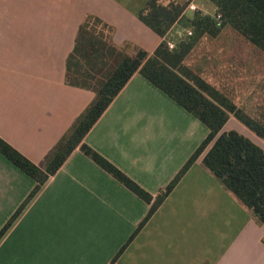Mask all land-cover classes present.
I'll use <instances>...</instances> for the list:
<instances>
[{
  "label": "crops",
  "instance_id": "obj_1",
  "mask_svg": "<svg viewBox=\"0 0 264 264\" xmlns=\"http://www.w3.org/2000/svg\"><path fill=\"white\" fill-rule=\"evenodd\" d=\"M148 1L0 0V138L44 168L97 97L94 50L152 56L165 42L139 18ZM171 1L187 0H159ZM82 33L89 53L76 50ZM195 48L184 65L219 89L215 50L198 58ZM233 130L250 131L231 116L223 131ZM208 134L137 72L83 143L156 198ZM206 152L113 263L151 205L76 148L1 239L0 264H264V223L205 166ZM36 186L0 152V231Z\"/></svg>",
  "mask_w": 264,
  "mask_h": 264
},
{
  "label": "trees",
  "instance_id": "obj_2",
  "mask_svg": "<svg viewBox=\"0 0 264 264\" xmlns=\"http://www.w3.org/2000/svg\"><path fill=\"white\" fill-rule=\"evenodd\" d=\"M191 1H171L164 5L159 0H149L139 13L140 20L161 37H167L176 24L194 30V36L180 41L175 50H169L164 42L152 56L141 50L135 57L123 56L118 54L114 48L94 50L95 56L88 55L97 61L94 65L95 76L100 77L96 80L97 97L67 136L51 152L44 168L30 162L0 138V152L37 182L29 198L0 231V241L27 204L50 177L61 169L78 147L103 170L151 205L147 216L129 242L115 257L113 263L122 255L129 243L133 241L206 150L203 159L205 166L253 212L259 221L264 223V149L237 131H223L233 116L264 141V119L248 115L220 89L184 65L186 57L204 35L216 37L226 26H230L264 53V0H206L217 9L215 16H202L200 12H196L192 18H186L184 13ZM218 15L221 16L220 24L217 20ZM91 21L93 19H89L85 26H88ZM94 21L99 25L97 20ZM83 34L79 36L76 50L89 53L93 50L86 49L92 45L81 41L84 40ZM108 56L113 60V65L111 61L108 62ZM137 72L209 129L204 142L156 198L143 190L98 152L83 143L87 134Z\"/></svg>",
  "mask_w": 264,
  "mask_h": 264
},
{
  "label": "rangeland",
  "instance_id": "obj_3",
  "mask_svg": "<svg viewBox=\"0 0 264 264\" xmlns=\"http://www.w3.org/2000/svg\"><path fill=\"white\" fill-rule=\"evenodd\" d=\"M193 4L197 6L202 16H210L214 10V5L206 0H197ZM188 13L193 12L188 11ZM194 14L195 12L192 16ZM187 30L194 33L192 28L181 26L175 28L169 38L178 44L179 38H184ZM195 49L202 51L200 56L196 53L195 56L198 58L207 50L208 52L215 50V53L210 55L213 59V67H217V73L219 69L223 73L221 79H216L219 89L251 117L264 119V53L239 34L234 33L230 26L223 28L217 38L204 36ZM230 127L232 125H229L227 129ZM243 134L264 149V141L255 134L248 130H245Z\"/></svg>",
  "mask_w": 264,
  "mask_h": 264
},
{
  "label": "built area",
  "instance_id": "obj_4",
  "mask_svg": "<svg viewBox=\"0 0 264 264\" xmlns=\"http://www.w3.org/2000/svg\"><path fill=\"white\" fill-rule=\"evenodd\" d=\"M186 11H191V12H195V13H196V12H198V8H197V6H196L195 4H193V2H191V3L188 5ZM217 20H218L219 24L222 22V21H221V16H220V15L217 16ZM169 34H172L171 31L168 33V35H169ZM168 35H167V36H168ZM192 36H193V32H192L191 30H187V31H186V34H185V36H184V38H183V37H182V38H179V39H180L179 41H183V40H185V39H187V38H189V37H192ZM165 42H166L167 47L169 48V50H175V49H176V46H177L176 41H173V40H171L170 38H167V37H166Z\"/></svg>",
  "mask_w": 264,
  "mask_h": 264
}]
</instances>
